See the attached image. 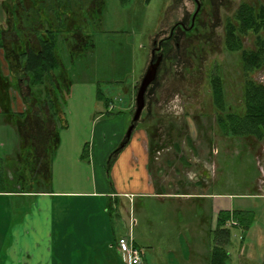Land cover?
Here are the masks:
<instances>
[{
    "label": "rangeland",
    "instance_id": "1",
    "mask_svg": "<svg viewBox=\"0 0 264 264\" xmlns=\"http://www.w3.org/2000/svg\"><path fill=\"white\" fill-rule=\"evenodd\" d=\"M103 1L102 20L87 25L89 42L84 45L81 35L71 34V39L74 36L76 42L80 41V49L70 52L67 44L61 49L64 61L73 71V85L69 93L66 88L60 91L67 97V126L60 130L63 148L53 156L54 176L49 189L67 188L70 184L89 189L97 177L99 182L110 185L109 175L113 178L117 167L118 183L129 184L133 168L129 170L128 166L133 165L134 151L138 153L144 141L133 138L119 160L110 159V155L122 144L117 139L119 135L126 136L133 122L136 94L156 45L162 52V63L147 89L145 108L135 124L140 129L150 127L153 133L157 131L154 141L161 147L150 160L156 184L150 190L167 194H135L131 201L125 199L119 210L109 205L107 197L56 200L54 220L57 215H64L70 223L86 221L92 234V248L99 250L107 248L100 242L106 232L105 221L110 224L111 236L114 226V239H119L121 235L128 236L130 222L135 220L132 235L142 251L143 264H207L213 239L210 228L216 227L218 205L230 201L219 194H235V209L247 207L264 228V199L252 195L255 190L263 192L260 180L264 181V140L221 135L214 120L211 94V76L219 72L225 81L227 101L234 106L242 104V65L239 54L225 48L224 24L243 0H199L201 6L193 29L190 28L198 8L196 0ZM179 21L188 28L172 31ZM245 44H253L250 35L245 37ZM0 58L7 71L1 51ZM254 77L264 82V71L255 72ZM27 82L22 83L24 90L28 88ZM129 89L134 98L131 111L126 107ZM11 93L18 98L14 99L15 108H20L22 95L15 89ZM99 94L112 98L111 105L107 106ZM16 137L14 127L0 119V156H14ZM20 199L1 197L0 203L8 201L15 206L21 201L26 212L31 210L34 198ZM61 203L67 206L64 211L59 208ZM18 212L22 214L21 210ZM3 215L0 264L6 261L13 234L12 221ZM234 223H227L235 242L229 250L238 255L243 233ZM65 244L71 246L72 241ZM199 248L201 251L196 254ZM119 258L126 262L123 252H119Z\"/></svg>",
    "mask_w": 264,
    "mask_h": 264
},
{
    "label": "trees",
    "instance_id": "2",
    "mask_svg": "<svg viewBox=\"0 0 264 264\" xmlns=\"http://www.w3.org/2000/svg\"><path fill=\"white\" fill-rule=\"evenodd\" d=\"M103 4V0H0V49L7 65L5 71L0 61V119L13 126L19 136L14 156H0V197L51 190V164L60 143V129L67 126L64 108L67 97L60 91L66 88L69 93L73 85V71L64 61L61 49L63 44H67L70 52L80 49V41L76 42L74 36L71 39V34L81 35L84 45L89 42L87 25L102 20ZM224 31L225 48L239 54L242 65V104L234 106L227 101L224 78L219 72L214 73L210 83L216 128L225 137L262 141L264 82L257 80L254 73L264 71V2L241 1L226 19ZM248 35L253 40L251 46L245 44ZM26 80L28 88L24 90L22 83ZM12 89L22 95L24 110H14ZM98 97L107 106L112 103L110 97L100 94ZM51 121L55 128L49 127ZM151 130L146 129L150 160L161 147L154 141L157 131ZM127 139L125 136L124 144ZM6 205L0 208V215L9 218L11 212ZM249 212L235 209L217 213L216 227L210 228L213 239L207 264H229L232 228L227 223L235 220L247 228L254 221Z\"/></svg>",
    "mask_w": 264,
    "mask_h": 264
},
{
    "label": "crops",
    "instance_id": "3",
    "mask_svg": "<svg viewBox=\"0 0 264 264\" xmlns=\"http://www.w3.org/2000/svg\"><path fill=\"white\" fill-rule=\"evenodd\" d=\"M0 51L3 56V51L1 49ZM127 92H128V100L126 107L131 111L134 104L133 93L131 92V89H129ZM12 95L16 101L18 98L14 95V93H12ZM20 100L22 102L21 105H19L20 108L16 109L14 104V110L16 112L25 109V104L23 100L22 99ZM48 124L49 127L50 126L54 128L56 127L53 121H51ZM135 126L136 127L132 131L131 137L127 139L125 144L124 145L120 144L110 155V159L116 158L117 160H119L121 158L120 157L121 154H123L122 153L124 151L123 149L124 148L126 149L128 146L131 145L133 138L134 141H136L137 139V141L139 142L140 138L142 139V141H144L145 143L144 147L141 148V150L139 148L138 153L134 151L135 160H133L134 162L133 165L129 164L128 166L129 170L133 168L132 176L130 175V181L128 182L129 184L126 185V182L122 183L121 181L118 183L120 179L119 176H117L118 175L117 174L118 167H117L113 172V178L111 177V175H109L111 182L110 185H107L102 181L99 182V179L96 176L98 180L95 178L94 181L95 183L93 182V185L89 189H82L77 185L70 184V186L67 188H62V189L53 188L48 192L28 194V196H21L19 194H14L9 196L12 199L14 198L20 199L22 197L34 198L33 205L31 206V210L27 212L26 210H24L25 206L21 203V201L20 202L17 201L15 206L11 205L12 203H9L8 201H3L4 205L8 203V206L7 205L6 206L10 209L11 215L9 216V218H5V219H9L8 220L9 222L12 221L11 229L13 231V234H11V238H10L11 242L8 248L6 261H4L3 264H128L127 257L125 263H123L122 260H120L119 258V252H123V251L121 250L118 244L119 239L117 238L114 239V232L116 231L114 226H112L113 236H111L109 230L110 224L108 223L107 225V222L105 221L106 232L100 242L103 244L105 243L107 248H104L103 250L102 249L99 250V248H94V247L92 248L94 244H92L89 241L91 240L90 237L92 234L88 230L89 228L86 221L73 220L70 223L68 221V217L66 218L62 214H61L62 216L57 215L55 221L54 203L56 202V200L65 202L66 199L80 200V199H86L87 197H92V198L107 197L110 199L109 205L111 206V204L115 202L114 207L119 210L120 206H124L125 199L131 201V198H133L135 194H139V195L167 194V193L159 194L158 191L154 192V190L153 191L150 190L153 189V186L156 187V184L154 182L150 170L148 134L145 129L143 128L140 129L138 123ZM59 134H60L59 135L60 143L56 152L63 148L61 133ZM16 138L18 145L19 143L18 133ZM117 139H121L123 143L125 136H122L120 134ZM94 140H95V135H94ZM76 145L79 149L80 145L78 142ZM140 147H142L141 144ZM112 148L113 145H111L108 148V150L110 151V149L112 150ZM115 164L116 163L113 164L114 168L115 166H117V164L116 165ZM136 171H138V177H136L137 175ZM53 173L54 172L52 167V175ZM260 182H262V180H260ZM262 190L263 192L257 191L252 195H256L264 199V186L262 187ZM174 194H178V193H174ZM183 194L190 195L193 193H183ZM198 194H200V196H204V193H198ZM219 197L230 201H225L219 204L217 208L218 212L220 210H230V211L235 210L234 201H232L237 198L235 194H219ZM1 207H2V202L0 203V208ZM66 207L67 206L64 203L63 204L61 203V206L59 208H62L64 211ZM241 209L250 210L247 207ZM20 210L22 211L21 212L22 214H19V212L17 214V211ZM106 210L109 211L108 208H106ZM232 221L233 223L236 222L235 220H231V222ZM234 225L236 229L240 228V230L243 233L241 235L242 248L240 249V253L238 255L234 254L233 249L229 250L231 264H244V263L264 264V232H263L264 228L255 219L247 228L241 227L238 222L234 223ZM54 236H56V241ZM122 236L124 235H121L120 237ZM67 240L72 241L71 246H65L66 245L65 242ZM86 243H89L88 245L90 249H87ZM232 243L229 245V247L231 248H232L231 246ZM233 245H235V242L233 243ZM200 251H201L200 248L196 250V254L199 253ZM104 256L107 257L104 258Z\"/></svg>",
    "mask_w": 264,
    "mask_h": 264
},
{
    "label": "water",
    "instance_id": "4",
    "mask_svg": "<svg viewBox=\"0 0 264 264\" xmlns=\"http://www.w3.org/2000/svg\"><path fill=\"white\" fill-rule=\"evenodd\" d=\"M196 1H197L198 8L193 15L192 24H194V19H195L196 15L200 9V6H201L200 1L199 0H196ZM181 25L184 26V23H182ZM158 49H160L159 46H157L154 50H152L153 58L150 61V64L147 67V70H146V72H145V74L141 80L140 86L138 88V91L136 94V100H135L136 101V110H135V113L133 116V122L131 123V125L127 131V134H126V137L128 139L131 137L132 131L134 130L135 125H136L135 123H136V121H138L140 119L141 114L145 108L147 89L155 81V79L158 75V70H159L160 64H161L162 59H163L162 54H159L157 57H155V51ZM122 145H124V143H122Z\"/></svg>",
    "mask_w": 264,
    "mask_h": 264
},
{
    "label": "built area",
    "instance_id": "5",
    "mask_svg": "<svg viewBox=\"0 0 264 264\" xmlns=\"http://www.w3.org/2000/svg\"><path fill=\"white\" fill-rule=\"evenodd\" d=\"M135 220L130 222V232L128 236H122L118 240L121 250L127 257L128 264H143V255L141 249L135 242L132 230L135 225Z\"/></svg>",
    "mask_w": 264,
    "mask_h": 264
},
{
    "label": "flooded vegetation",
    "instance_id": "6",
    "mask_svg": "<svg viewBox=\"0 0 264 264\" xmlns=\"http://www.w3.org/2000/svg\"><path fill=\"white\" fill-rule=\"evenodd\" d=\"M195 19H196V17H195ZM195 19H194V21H195ZM192 21H193V17H192ZM183 22L182 21H179L176 25H175V27L172 29V31L175 29V28H177V27H180L181 29H183V30H186L188 27L184 24V26L183 25H181ZM194 24H192L191 26H193ZM154 47L156 48V45H154ZM153 47V48H154ZM159 54H162V52L160 51V49L159 50H156L155 51V57H157ZM162 63V62H161ZM161 65V64H160ZM261 187H263L264 186V183L263 182H261Z\"/></svg>",
    "mask_w": 264,
    "mask_h": 264
}]
</instances>
